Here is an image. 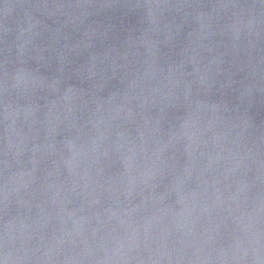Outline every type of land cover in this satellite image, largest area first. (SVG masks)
Here are the masks:
<instances>
[{"label":"water","instance_id":"1","mask_svg":"<svg viewBox=\"0 0 264 264\" xmlns=\"http://www.w3.org/2000/svg\"><path fill=\"white\" fill-rule=\"evenodd\" d=\"M0 264H264V0H0Z\"/></svg>","mask_w":264,"mask_h":264}]
</instances>
